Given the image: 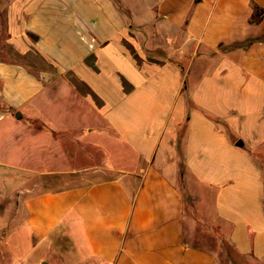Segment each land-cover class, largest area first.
<instances>
[{
  "label": "crops",
  "instance_id": "1",
  "mask_svg": "<svg viewBox=\"0 0 264 264\" xmlns=\"http://www.w3.org/2000/svg\"><path fill=\"white\" fill-rule=\"evenodd\" d=\"M0 11V153L19 111L18 145L50 178L116 172L26 194L32 245L65 228L81 264H216L185 240L184 180L210 202L233 262L264 264V0H1Z\"/></svg>",
  "mask_w": 264,
  "mask_h": 264
},
{
  "label": "rangeland",
  "instance_id": "2",
  "mask_svg": "<svg viewBox=\"0 0 264 264\" xmlns=\"http://www.w3.org/2000/svg\"><path fill=\"white\" fill-rule=\"evenodd\" d=\"M7 34L3 13L0 11V58L5 56ZM11 123L7 133L10 134L6 144L8 146H4L9 151L0 153V264H44V262L48 264H81L79 260L82 257L73 250L72 240L65 228L55 231L44 241H35L34 245L31 244L30 236L24 228L26 212L21 207L22 199L26 194L63 189L78 185L88 179L110 176L116 172L101 171L95 175L91 172L80 174L76 171H58L50 178L51 173L46 170L48 164L42 166L39 163L36 164L33 154L30 155L27 150L19 147L20 124L19 119H16V114ZM33 126L37 128L40 124L36 123ZM82 133L70 132L69 135H60V132H54L53 134L60 142L67 139L69 143L77 146L78 143L83 142L82 139H79ZM67 150L75 152L72 145ZM62 157L65 156L58 155L59 159ZM73 157L76 158L71 165L75 167L85 164L100 165L99 162L87 164L81 155ZM100 160L102 163L104 157L100 156ZM40 166L41 168H36ZM179 186L185 193L186 199L185 240L212 251L216 258V264H235L228 250L226 236L221 231L220 223L210 218L208 209L211 205L210 202L196 204L194 195L184 180H179Z\"/></svg>",
  "mask_w": 264,
  "mask_h": 264
},
{
  "label": "water",
  "instance_id": "3",
  "mask_svg": "<svg viewBox=\"0 0 264 264\" xmlns=\"http://www.w3.org/2000/svg\"><path fill=\"white\" fill-rule=\"evenodd\" d=\"M21 116H22V114L19 111H17L16 112V117L17 118H21ZM238 144H242V140H239ZM44 264H48V263L47 262H44Z\"/></svg>",
  "mask_w": 264,
  "mask_h": 264
},
{
  "label": "trees",
  "instance_id": "4",
  "mask_svg": "<svg viewBox=\"0 0 264 264\" xmlns=\"http://www.w3.org/2000/svg\"><path fill=\"white\" fill-rule=\"evenodd\" d=\"M196 2H200V1H202V0H195Z\"/></svg>",
  "mask_w": 264,
  "mask_h": 264
}]
</instances>
